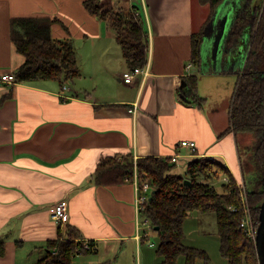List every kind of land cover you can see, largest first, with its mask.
Here are the masks:
<instances>
[{
  "label": "crops",
  "instance_id": "0c3cea01",
  "mask_svg": "<svg viewBox=\"0 0 264 264\" xmlns=\"http://www.w3.org/2000/svg\"><path fill=\"white\" fill-rule=\"evenodd\" d=\"M86 1L0 0V76L14 75L24 60L9 35L10 20L17 17L56 20L50 34L71 40L78 63L64 99L54 80L0 86V264H37L47 243L65 238L69 228L82 241L71 264H160L159 238L150 239L152 227L137 209V174L121 183H95L107 158L177 156L176 173L170 172L183 177L192 160L208 159L221 166L223 178L235 185L245 181L242 148L250 134L230 127V106L247 31L235 54H225L221 41L215 64L208 55L216 35L209 41L202 33L200 65L190 58L193 35L215 17L227 34L243 0H223L212 14L208 0H96L100 14L118 6L116 13L141 18L147 60L132 71L109 19L90 13ZM124 73L133 75L129 83ZM184 140L194 142V154L180 147ZM63 199L69 221L60 227L51 213ZM182 230L181 243L203 251L207 264H228L219 252L214 213L193 210ZM85 242L94 249L83 247ZM175 264H185L184 256Z\"/></svg>",
  "mask_w": 264,
  "mask_h": 264
},
{
  "label": "trees",
  "instance_id": "16d2710c",
  "mask_svg": "<svg viewBox=\"0 0 264 264\" xmlns=\"http://www.w3.org/2000/svg\"><path fill=\"white\" fill-rule=\"evenodd\" d=\"M211 13L222 0H208ZM85 8L92 14L104 18L96 0H87ZM10 36L16 51L23 56L22 64L14 73L16 82L30 83L36 80H54L60 85L73 81L78 75L76 50L68 38L54 39L50 34L56 20L47 17H17L10 20ZM110 25L116 33L122 55L132 71L146 64L147 34L143 31L141 18L134 12L123 16L111 14ZM247 31V51L238 70L236 88L230 106V127L238 133L253 137L251 160L255 170L253 181L249 180L248 205L257 222L259 205L264 200V3L261 0H243L224 39V53L234 54ZM203 29L193 35L191 61L200 65L199 50ZM191 94H196V79L189 78ZM174 167L168 158H137L123 154L107 158L100 163L95 173L97 185L121 183L125 178L133 179L137 174L138 186L146 183L150 188L148 203L142 210L152 230L159 238L157 254L160 264H175L177 257L184 256L185 264H195L202 259L207 264L209 257L197 249L183 245L182 224L188 214L212 212L216 215V229L220 239V255L228 264H258L252 240L246 239L239 228L242 216L238 187L230 179L221 192L212 185L214 178H221V166L208 159H195L186 167V177L170 171ZM224 173V171H223ZM184 180L189 184H184ZM248 183H246L247 185ZM234 207L231 211L227 207ZM157 230H154V228ZM65 238L59 236L47 243V254L37 264H71L72 257L82 248V241L75 230L69 228ZM4 243L0 241V256L4 254Z\"/></svg>",
  "mask_w": 264,
  "mask_h": 264
},
{
  "label": "built area",
  "instance_id": "2783aa9c",
  "mask_svg": "<svg viewBox=\"0 0 264 264\" xmlns=\"http://www.w3.org/2000/svg\"><path fill=\"white\" fill-rule=\"evenodd\" d=\"M127 1V0H126ZM191 67V64H189L186 69L188 70ZM133 75L130 73H124L123 80L125 83H129L132 79ZM16 82V78L14 75L11 74H3L0 76V86L4 84H13ZM61 93L62 98L64 99V95L69 90V84L63 83L61 87ZM180 147L186 148L189 150L190 155L194 154V151L196 150V145L193 141H180L179 142ZM168 159L171 160V163L176 164L177 163V156H171ZM228 181V177L223 178V182L226 183ZM242 185V182H241ZM238 187H240L238 185ZM141 192L138 194V197L136 199L137 203V209L139 211H142L144 206L148 203V193L150 192L151 188L146 183H143L141 187L139 188ZM247 194H245L242 190L239 189V199H240V208H241V218L239 220V228L242 229L246 239L252 240L254 242V235L256 230L255 221L253 219L252 213H250L249 205H248V199ZM53 211L51 213V219L54 220L60 227H64L68 221H69V214H68V205L65 199L60 200L59 202L53 204ZM229 210L235 211L236 209L234 207H228ZM144 225H147L148 228H150V224L147 220L144 221ZM83 247H86L87 249H94V246L89 245L88 242H85L83 244Z\"/></svg>",
  "mask_w": 264,
  "mask_h": 264
},
{
  "label": "water",
  "instance_id": "95a60500",
  "mask_svg": "<svg viewBox=\"0 0 264 264\" xmlns=\"http://www.w3.org/2000/svg\"><path fill=\"white\" fill-rule=\"evenodd\" d=\"M222 2L219 5H222ZM217 7L215 9H217L218 11L219 8ZM215 19L216 17L213 18L207 24V26L204 28V31H203V38L205 40L210 41L211 39H214V35H216V38L213 44L210 43V50H209L210 52L208 55L209 61L214 64L220 60L219 58V54L221 53L220 48L223 44L221 43V41L222 40L224 41V38H226L225 36H227L228 34V33L227 34L225 33V28L223 27V23L221 22L218 25V23L216 22L217 19L216 20ZM229 31H230V27H229ZM263 56H264V45H263ZM183 182L184 184H189V181L187 180H184ZM258 213H259L258 223L256 225V230H255V235H254V247H255V254L257 256L258 264H264V200L259 205ZM154 230H157V228L155 227Z\"/></svg>",
  "mask_w": 264,
  "mask_h": 264
},
{
  "label": "rangeland",
  "instance_id": "374dc122",
  "mask_svg": "<svg viewBox=\"0 0 264 264\" xmlns=\"http://www.w3.org/2000/svg\"><path fill=\"white\" fill-rule=\"evenodd\" d=\"M120 7H122V5L120 6ZM106 8H104L103 9V11H101V12H103L104 14H105V16L109 19V21H110V16H111V14H115L116 13V10L117 9H119V7L118 6H115L114 8H110L108 11L107 10H105ZM246 51H247V48L244 50V54H243V56L245 55V53H246ZM230 55V54H229ZM244 57H242L241 59H243ZM237 81V80H236ZM249 135V134H248ZM248 135H244V137L245 136H248ZM249 140V141H248ZM247 141H248V144H247V146L246 147H244V148H242V159H243V167H244V170H245V173H244V176H245V181H243L242 182V185H241V182H237L238 184H236L237 185V187H238V185L240 186V187H238V193H239V189L240 190H242L245 194H248V188L250 189V188H252L253 187V185H252V183H250V186L248 187V185H249V182L252 180L253 181V178H254V175L256 174V172H257V170H255V167H254V164H253V162H252V160H251V156H250V154H251V152H252V146H253V140H252V137L249 135L248 136V139H247ZM210 161V160H209ZM172 171H174L175 173H176V171H175V169L173 168L172 169ZM185 171H186V169H185ZM184 173H186V172H184ZM177 174H179V173H177ZM180 176H184V175H182L181 173L179 174ZM249 177H250V179H249ZM248 179L250 180V181H248ZM229 180H230V178L228 177V181L226 182V183H228L229 182ZM246 183H248L247 185H246ZM224 184V182H223V177L221 176V178H214L213 180H212V185L213 186H215V188L217 189V191H219V192H221V190L223 189V185ZM250 213H251V211H250ZM255 221V220H254ZM255 225H257V222L255 221ZM157 235H156V233L155 232H153V231H151V233H150V239L151 238H153L154 237V241H155V237H156Z\"/></svg>",
  "mask_w": 264,
  "mask_h": 264
},
{
  "label": "flooded vegetation",
  "instance_id": "af4514ba",
  "mask_svg": "<svg viewBox=\"0 0 264 264\" xmlns=\"http://www.w3.org/2000/svg\"><path fill=\"white\" fill-rule=\"evenodd\" d=\"M263 3H264V0H261V6L263 5ZM236 13H237V12H236ZM236 13H235V14H236ZM235 16H236V15H235ZM234 18H235V17H234ZM234 18H233L232 22L234 21ZM232 22H231V23H232ZM223 45H224V44H223ZM237 51H238V50H236V52H237ZM223 52H224V49H223ZM225 54H226V53H225ZM229 54H230V53H229ZM229 54H227V55H229ZM231 54H232V53H231ZM231 54H230V55H231ZM234 54H235V53H234ZM257 223H258V221H257Z\"/></svg>",
  "mask_w": 264,
  "mask_h": 264
}]
</instances>
